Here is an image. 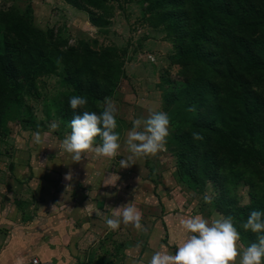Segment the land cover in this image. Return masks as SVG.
I'll use <instances>...</instances> for the list:
<instances>
[{
	"label": "rangeland",
	"instance_id": "1",
	"mask_svg": "<svg viewBox=\"0 0 264 264\" xmlns=\"http://www.w3.org/2000/svg\"><path fill=\"white\" fill-rule=\"evenodd\" d=\"M206 1L0 0V52L8 44L14 63L0 97V199L9 194L25 203L40 185L20 175L35 171L32 159L69 157L60 145L69 121L77 112L102 111L110 97L118 107L119 154L89 152L79 170L129 173L115 187L130 196L139 183L166 194L173 208L180 201L178 208L209 219L230 214L241 246L256 241L242 222L264 209V71L243 66L238 40L261 31L242 32L236 16L210 13ZM252 2L264 15V0ZM1 15L34 29L26 55ZM105 82L103 94L91 98L89 91ZM72 95L89 102L73 110ZM155 110L171 116L167 150L121 168V158L131 155L125 134L133 120ZM36 131L48 133L44 144L34 142Z\"/></svg>",
	"mask_w": 264,
	"mask_h": 264
},
{
	"label": "crops",
	"instance_id": "2",
	"mask_svg": "<svg viewBox=\"0 0 264 264\" xmlns=\"http://www.w3.org/2000/svg\"><path fill=\"white\" fill-rule=\"evenodd\" d=\"M31 164L35 171L28 168L20 175L40 179L38 190L19 205L9 194L6 201L0 199V264H23L32 256L52 264H147L153 251L174 252L186 236L179 220L192 214L178 208L180 201L173 208V201L154 188L146 191L138 183L130 196L128 188L104 184L112 172L79 170L80 161L70 156L39 157ZM69 172L71 180L65 178ZM129 201L142 210L147 232L130 224L118 229L106 224L114 207ZM98 209L103 210L99 215Z\"/></svg>",
	"mask_w": 264,
	"mask_h": 264
},
{
	"label": "clouds",
	"instance_id": "3",
	"mask_svg": "<svg viewBox=\"0 0 264 264\" xmlns=\"http://www.w3.org/2000/svg\"><path fill=\"white\" fill-rule=\"evenodd\" d=\"M73 110L88 104L86 95H72L69 98ZM189 111H195L190 106ZM117 103L110 97L104 98L102 111L77 112L69 121L71 131L60 142L61 148L70 155L72 161H80L89 152L103 158H115L121 148L118 128ZM171 116L167 111H151L147 117H136L133 126L127 131L125 143L130 152L128 158H121L120 166L128 167L133 157H142L167 150V138L170 132ZM59 125L53 122L51 129ZM47 132H34V142L44 144ZM193 136L202 138L194 132ZM99 137L100 143H97ZM67 180L72 173L66 174ZM120 179L117 172L106 178V185H116ZM103 210H97L101 214ZM110 229L130 224L137 230L147 232L143 224V212L135 203L129 201L114 207L113 214L105 217ZM179 225L186 236L177 245L176 250L164 247L153 251L147 264H264V209H254L242 222L244 229L257 234V240L246 247L241 246V232L232 215H219L209 219L200 213L182 217Z\"/></svg>",
	"mask_w": 264,
	"mask_h": 264
},
{
	"label": "trees",
	"instance_id": "4",
	"mask_svg": "<svg viewBox=\"0 0 264 264\" xmlns=\"http://www.w3.org/2000/svg\"><path fill=\"white\" fill-rule=\"evenodd\" d=\"M205 8L210 13H215L218 10L225 11L230 18L236 16L238 18V24L244 30H251L254 28H259L261 32L255 33L254 36L250 35L245 40L240 38L239 47L241 51V63L246 69H256L264 71V15L259 12L258 6L252 0H209L203 3ZM261 10H264V2L261 3ZM260 13L257 16V13ZM1 19L4 22L11 24L10 29H14L18 37L17 43H23L25 45V51L23 49L22 53L27 54L28 48L26 49L29 37L34 33V29L28 24L22 22L19 19H6L5 15H1ZM8 28V24H7ZM6 40V39H5ZM7 41V40H6ZM4 53L0 52V97L5 96L4 82L11 75L14 69L13 59L9 51V45L5 44ZM44 53V50L39 51V55ZM56 58V57H54ZM99 68V67H98ZM101 77V76H100ZM103 79V76L101 77ZM104 80V79H103ZM105 84L96 83L95 88L89 91L91 98L99 97L103 93V88L107 87Z\"/></svg>",
	"mask_w": 264,
	"mask_h": 264
},
{
	"label": "built area",
	"instance_id": "5",
	"mask_svg": "<svg viewBox=\"0 0 264 264\" xmlns=\"http://www.w3.org/2000/svg\"><path fill=\"white\" fill-rule=\"evenodd\" d=\"M23 264H52V263L50 261H48L46 259H42L38 256H32Z\"/></svg>",
	"mask_w": 264,
	"mask_h": 264
}]
</instances>
